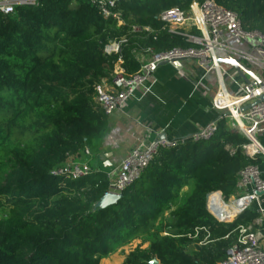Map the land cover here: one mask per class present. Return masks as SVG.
Segmentation results:
<instances>
[{"label":"trees","instance_id":"trees-1","mask_svg":"<svg viewBox=\"0 0 264 264\" xmlns=\"http://www.w3.org/2000/svg\"><path fill=\"white\" fill-rule=\"evenodd\" d=\"M192 1L201 0H118L125 24L101 16L89 0H36L0 12V264H99L139 232L148 235L147 247H135L120 264L224 259L238 225L253 215L246 209L231 222H218L206 210L207 195L234 196L238 172L259 161L242 150L248 138L225 121L207 140L159 150L104 208H93L107 190L104 172L76 179L51 173L78 158L85 141L106 126L94 86L110 76L117 56L106 54L104 44L126 38L121 65L127 73L139 68L134 50L190 46L179 34L156 31L153 38L129 25L157 28L162 10H187ZM215 1L235 12L244 30L264 35V0ZM188 179L192 190L174 205ZM200 226L210 232L201 245L187 236ZM166 229L170 233L160 235Z\"/></svg>","mask_w":264,"mask_h":264},{"label":"built area","instance_id":"built-area-1","mask_svg":"<svg viewBox=\"0 0 264 264\" xmlns=\"http://www.w3.org/2000/svg\"><path fill=\"white\" fill-rule=\"evenodd\" d=\"M89 1L101 16L112 17L118 24H125L120 12L116 10L118 0ZM35 2L36 0H0V12L7 14L16 6L33 5ZM129 28L133 33L144 32L153 35V38L156 31L179 34L190 43V46H176L165 50H155L147 46L134 50L132 55L139 68L135 72L127 73L121 65L122 46L126 38L122 36L104 44L103 50L106 54L117 56L110 76L102 78L94 86L93 99L106 115L120 109L137 88L147 89V82L162 62L172 63L176 60H192L205 72L215 71L219 87L211 104L216 114L210 122L186 139L161 138L158 132L149 128L140 131L135 137V144L116 167L114 175L106 173L108 179L106 192L121 193L140 177L159 150L176 147L185 141L196 142L211 138L220 121H225L228 128L244 134L250 140V143L242 146V150L246 155L254 156L256 153L249 152L248 145L254 144V135L262 133L264 135V101L260 100L264 93V81L262 85L252 78L247 82L240 81V93L231 95L222 83L223 72L217 58L229 56L239 58L244 64L264 70V51L258 48L264 42V35L257 30H244L238 15L217 4L215 0L192 1L187 10L178 7L162 10L158 15L157 28L135 23H131ZM235 42L244 43L249 49L239 48ZM252 50H255V54ZM247 104L252 106L241 110ZM239 121L246 126L245 129L236 128L240 125ZM257 145L261 146L258 141ZM81 152L88 153L87 149H82ZM262 154L264 155L263 152ZM91 171L88 163L76 160L55 168L51 173L76 179L86 176ZM237 186L246 191L228 199H225L220 191H213L207 195L206 210L218 222H231L264 192V172L257 164L243 167L238 172ZM220 200L222 205L230 206L228 213H218L217 203ZM261 221V217L258 216L253 218L252 223L260 224ZM163 234L168 235L166 232ZM187 236L196 239V243L201 245L209 241L210 232L206 227L200 226L195 227L193 233ZM216 264H264V246L251 226L238 225L235 242L225 250L224 259Z\"/></svg>","mask_w":264,"mask_h":264},{"label":"crops","instance_id":"crops-1","mask_svg":"<svg viewBox=\"0 0 264 264\" xmlns=\"http://www.w3.org/2000/svg\"><path fill=\"white\" fill-rule=\"evenodd\" d=\"M234 44L249 49L244 43ZM258 48L264 51V42ZM252 53L255 54V50ZM245 65L264 81V70ZM221 67L225 89L231 95H238L242 78L233 67L223 63ZM146 87L137 88L120 109L106 115V126L102 134L84 143L83 149H87L88 153L84 154L81 150L78 158H71L67 163L85 161L92 171L114 175L120 161L135 144L136 135L143 129L149 128L167 139H186L210 122L216 114L211 104L219 87L216 73L211 70L205 72L192 60L160 64ZM258 135L260 143L264 145L263 133ZM258 157L257 165L264 172V157ZM193 185V180L188 179L180 189L179 196L188 194ZM244 191L236 186L235 195ZM248 212L253 218L259 216L262 219L260 224H253V218L246 224L257 233L264 246V192L258 195Z\"/></svg>","mask_w":264,"mask_h":264},{"label":"water","instance_id":"water-1","mask_svg":"<svg viewBox=\"0 0 264 264\" xmlns=\"http://www.w3.org/2000/svg\"><path fill=\"white\" fill-rule=\"evenodd\" d=\"M217 61L219 63L227 64L234 68V70L237 72L238 76L242 78L243 81L247 82L249 80L248 77L254 79L259 85H262V81L258 78V76L247 66L245 65L241 59L234 58V57H226L221 58L218 57ZM179 63V60L173 61ZM161 64H166V62H162ZM261 101H264V93L260 97ZM252 104H247L241 108V110H245L249 107H251ZM235 131V130H234ZM161 138H164V135L160 136ZM261 194V193H260ZM121 196V193H112V192H106L104 193L95 203L93 208H104L112 203H114L117 199H119ZM149 264H158V260L156 258H151L148 261Z\"/></svg>","mask_w":264,"mask_h":264},{"label":"rangeland","instance_id":"rangeland-1","mask_svg":"<svg viewBox=\"0 0 264 264\" xmlns=\"http://www.w3.org/2000/svg\"><path fill=\"white\" fill-rule=\"evenodd\" d=\"M254 137L260 143L259 135L256 134L254 135ZM249 143H250V140H249ZM261 146L264 147L263 144H261ZM255 156H261L262 158L264 157V155L261 152L256 153ZM179 193H178V197L176 198L174 202V205L180 203V200L182 197L179 196ZM170 207L172 208V206ZM167 211L165 210L163 212L162 214L163 218H166ZM221 212L223 211L221 210ZM166 231H167L166 232L167 234L170 233L169 229H166ZM160 235L163 236L164 235L163 232ZM148 243H149L148 235L142 232H139L137 236L129 237L128 239H126V241H122L120 244L116 245L105 257L100 259L99 264H120L124 260V258L127 256L129 251H131L135 247H138L140 250H142L147 247Z\"/></svg>","mask_w":264,"mask_h":264},{"label":"bare ground","instance_id":"bare-ground-1","mask_svg":"<svg viewBox=\"0 0 264 264\" xmlns=\"http://www.w3.org/2000/svg\"><path fill=\"white\" fill-rule=\"evenodd\" d=\"M240 125L237 126L236 128L239 129H245L246 126L242 123V122H238ZM245 127V128H244ZM254 144L248 145V151L251 153H259V152H263L264 153V148L263 147H259V145H257V141H255V139L253 140ZM256 146H258L259 148H256ZM218 206V211H223V212H228L230 210V206L229 205H222V201H218L217 203Z\"/></svg>","mask_w":264,"mask_h":264}]
</instances>
